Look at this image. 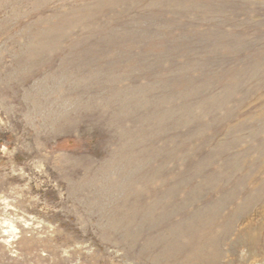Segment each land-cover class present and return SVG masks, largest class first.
I'll use <instances>...</instances> for the list:
<instances>
[{
	"label": "rangeland",
	"instance_id": "1",
	"mask_svg": "<svg viewBox=\"0 0 264 264\" xmlns=\"http://www.w3.org/2000/svg\"><path fill=\"white\" fill-rule=\"evenodd\" d=\"M262 166L264 0H0V264H264Z\"/></svg>",
	"mask_w": 264,
	"mask_h": 264
},
{
	"label": "bare ground",
	"instance_id": "2",
	"mask_svg": "<svg viewBox=\"0 0 264 264\" xmlns=\"http://www.w3.org/2000/svg\"><path fill=\"white\" fill-rule=\"evenodd\" d=\"M63 18H64V17H63ZM262 167H264V166H262ZM262 167H261V168H262ZM262 169H263V168H262ZM137 182H138V181H137ZM132 183H133V185H134V182H132ZM136 184H137V183H136ZM112 186H113V185H112ZM131 186H132V185H131ZM135 186H137V185H135ZM133 187H134V186H133ZM130 188H132V187H130ZM134 190H135V189H134ZM135 193H137V192H135ZM140 199H141V198H140ZM140 199H139V200H140ZM137 203H138V202H137ZM135 205H136V204H134V206H135ZM219 205H220V204H219ZM149 206H150V205H149ZM149 206H148V208H149V210H150V207H149ZM152 206H153V205H152ZM152 206H151V207H152ZM221 206H222V205H221ZM153 207H154V206H153ZM133 208H134V207H133ZM135 208H136V207H135ZM137 208H138V207H137ZM154 208H155V207H154ZM128 209H129V208H128ZM215 209H216V208H215ZM134 210H135V209H134ZM136 210H138V209H136ZM245 210H246V209H245ZM132 211H133V210H132ZM132 211H131V212H132ZM140 211H141V210H140ZM150 211H151V210H150ZM153 211H154V210H153ZM242 211H244V210H242ZM136 212H137V211H136ZM148 212H149V211H148ZM216 212H217V210H216ZM220 212H221V211H220ZM126 213H127V212H126ZM128 213H129V212H128ZM134 213H135V212H134ZM137 213H138V212H137ZM150 213H152V212H150ZM153 214H154V213H153ZM221 214H222V213H221ZM133 215H134V214H133ZM151 215H152V214H151ZM236 215H237V214H236ZM134 216H136V215H134ZM122 217H123V216H122ZM127 217H128V216H127ZM132 217H133V216H132ZM198 217H199V215H198ZM136 218H137V217H136ZM199 218H200V217H199ZM195 219H196V218H195ZM217 219H218V217H217ZM126 220H127V219H126ZM200 220H201V219H200ZM208 220H209V219H208ZM191 221H192V220H191ZM194 222H195V220H194ZM228 222H229V221H228ZM121 223H122V222H121ZM130 223H131V222H130ZM208 223H209V222H208ZM208 223H207V224H208ZM124 224H125V223H124ZM117 225H118V224H117ZM119 225H120V224H119ZM122 225H123V224H122ZM198 225H199V224H198ZM209 225H210V224H208V228H209ZM213 225H214V224H213ZM120 226H121V225H120ZM204 226H205V225H204ZM211 226H212V225H211ZM184 227H185V226H184ZM189 227H190L189 229L194 228V225H193V227H191V226H189ZM206 227H207V226H206ZM228 227H229V226H228ZM181 228H182V227H181ZM181 228H180V229H181ZM195 228H196V229H199V228H197V227H195ZM169 229H170V228H169ZM171 230H172V229H171ZM176 230H177V229H176ZM181 231H182V229H181ZM181 231L178 230V234H179V232H181ZM186 231H187V229H186ZM186 231H185V229H184L183 232H186ZM175 232H176V231H175ZM190 232H191V231H190ZM181 233H182V232H181ZM181 233H180V234H181ZM191 233L193 234V232H191ZM213 233H214V232H213ZM183 234H184V233H183ZM187 234H188V233H187ZM194 234H195V233H194ZM194 234L191 235V236H194ZM204 234H205V233H204ZM204 234H203V235H204ZM184 235H186V233H185ZM180 236H181V235H180ZM186 236H187V235H186ZM191 236H190V237H191ZM213 236H214V235H213ZM213 236H212V237H213ZM181 237H182V236H181ZM181 237H180V238H181ZM192 238H193V237H192ZM202 238H203V237H202ZM215 238H217V236H216ZM213 239H214V238H213ZM213 239H211V240H213ZM211 240L209 239L210 244H211ZM216 240H217V239H216ZM200 241H201V240H200ZM177 242H178V241H177ZM208 243H209V242H208ZM213 243H214V242H213ZM197 244H198V243H197ZM172 245H173V244H172ZM172 245H171V246H172ZM176 245H177V244H176ZM203 245H204V244H203ZM203 245H202V246H203ZM211 245H212V244H211ZM199 246H200V243H199ZM202 246H201V247H197V249H195L196 252H195V251H194L195 253L193 252L195 258L199 260L198 263L195 261L196 264H204L205 262H208V261H205V260H204L205 262L201 263L202 258H203L202 256H203V254H204V248H205V245H204V247H202ZM214 246H215V244H214ZM182 248H183V247H182ZM206 248H207V245H206ZM208 248H209V247H208ZM213 248H214V247H213ZM175 249H176V248H175ZM211 249H212V246H211ZM180 250H181V249H180ZM180 250H179V251H180ZM212 250H213V249H212ZM215 250H216V248H215ZM179 251H178V252H179ZM169 252H170V250H169ZM169 252H168V254L171 253V252H170V253H169ZM172 252H173V251H172ZM178 252H177V253H178ZM173 253H175V251H174ZM191 253H192V252H191ZM191 253H190V255H191ZM215 253H216V251H215ZM211 255H212V254H211ZM211 255H210V256H211ZM215 255H217V254H215ZM215 255H213V257H214ZM173 256H176V255H173ZM191 256H192V255H191ZM171 257H172V256H171ZM189 257H190V256H189ZM192 257H193V256H192ZM204 257H205V256H204ZM211 257H212V256H211ZM174 259H175V258H174ZM203 259H204V258H203ZM205 259H210V258H205ZM218 259H219V258H218ZM218 259H217V260H218ZM168 260H169V259H168ZM192 260H193V259H192ZM211 260H212V259H211ZM185 261H186V259H185ZM188 262H189V260H188ZM175 263H176V262H175ZM178 263H179V262H178ZM190 263H192V262L190 261L189 264H190ZM181 264H182V263H181ZM192 264H193V263H192ZM205 264H206V263H205ZM208 264H209V263H208ZM210 264H211V263H210Z\"/></svg>",
	"mask_w": 264,
	"mask_h": 264
}]
</instances>
